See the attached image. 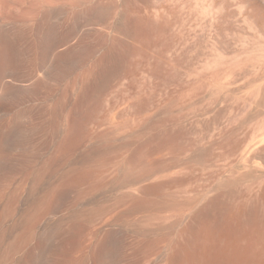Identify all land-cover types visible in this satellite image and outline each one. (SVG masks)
<instances>
[{"label": "rangeland", "instance_id": "obj_1", "mask_svg": "<svg viewBox=\"0 0 264 264\" xmlns=\"http://www.w3.org/2000/svg\"><path fill=\"white\" fill-rule=\"evenodd\" d=\"M0 264H264V0H0Z\"/></svg>", "mask_w": 264, "mask_h": 264}]
</instances>
